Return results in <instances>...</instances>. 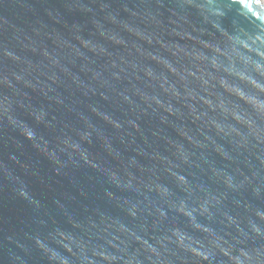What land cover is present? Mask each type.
I'll return each instance as SVG.
<instances>
[{
	"label": "water",
	"instance_id": "water-1",
	"mask_svg": "<svg viewBox=\"0 0 264 264\" xmlns=\"http://www.w3.org/2000/svg\"><path fill=\"white\" fill-rule=\"evenodd\" d=\"M42 104L50 129L29 118ZM262 115L264 0H0V264L15 247L9 237L65 219L59 238L68 247L55 234L49 243L86 264H152L149 245L166 246L170 264H205L206 248L214 264H228L218 245L236 230L221 210L189 200L193 211L181 212L146 198L144 186L159 180L184 197L172 173L194 178L192 148L219 168L225 153L255 159ZM113 172L141 185L126 197L146 209L140 215L105 204L101 185ZM221 191L214 181L204 195Z\"/></svg>",
	"mask_w": 264,
	"mask_h": 264
},
{
	"label": "clouds",
	"instance_id": "clouds-1",
	"mask_svg": "<svg viewBox=\"0 0 264 264\" xmlns=\"http://www.w3.org/2000/svg\"><path fill=\"white\" fill-rule=\"evenodd\" d=\"M42 115L43 118H41ZM49 116L47 107L43 104L36 106L29 114V118L35 124L50 129L52 120ZM258 119H264V115ZM27 127L30 137L38 138L35 128L28 123ZM174 138L181 143L183 148L189 150V146L185 142L179 141L178 134H175ZM190 151L193 156L199 157L186 161L193 166L194 178L186 177L183 173H172L174 177L183 181L177 186L185 193L184 197L177 196L166 183H161L159 180L144 186L143 194L150 200H164L166 203H174L177 210L181 212L185 208L188 209L189 213L193 211L191 205L187 203L189 200L197 202L204 211H208L209 206L221 210L222 223L226 228L236 230V235L232 241H225L224 244L218 245V248L225 251L229 256L228 264H264V206L253 203L254 200L264 201V151L256 153L255 159L245 157L243 151L239 155L225 153L228 163L223 168L210 166L207 160L202 162V158L205 156L204 148H192ZM245 166L249 169L248 171L242 170ZM196 169H200L202 174ZM112 176L114 179L111 180L110 184L102 183L101 185L105 204L122 208L132 217H136L145 211L146 209L135 204H129L126 199L130 193L141 192V185L132 180L125 181L115 172L112 173ZM214 181L222 184L224 191L209 198L204 193ZM20 195L34 205L37 210L41 208L40 201L31 196L23 184L20 188ZM246 196L251 198L247 199ZM173 197L175 200L172 199ZM226 200H231L235 209H242L247 215L233 214V208L225 205L224 201ZM55 203L59 204L60 201L57 200ZM154 210L160 212L161 215L166 212V209L159 205ZM214 215V211L210 213V216ZM39 224L41 229L46 230L25 233L23 238L9 237V242L15 247L7 250V264H33V261H36L37 264H80V261H84L86 264L87 258L79 252L76 255L80 257V261L49 243V238L55 234L56 243L64 244V241L59 237L67 227L66 219V226L54 222L50 229L45 220H40ZM64 247H68V245L64 244ZM149 249L150 252L145 258L150 260L152 264H170L164 255L166 246L164 250H161L149 245ZM96 254H107L114 259H123V257L115 256L110 251L97 250ZM201 256L205 264H214L216 260V252L210 248L201 250ZM93 264H102V262L93 261ZM136 264H144V259H137Z\"/></svg>",
	"mask_w": 264,
	"mask_h": 264
}]
</instances>
